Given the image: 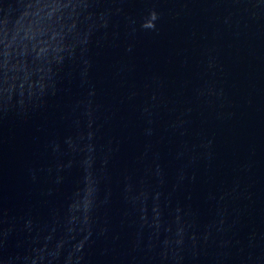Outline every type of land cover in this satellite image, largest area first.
<instances>
[{"label": "water", "instance_id": "obj_1", "mask_svg": "<svg viewBox=\"0 0 264 264\" xmlns=\"http://www.w3.org/2000/svg\"><path fill=\"white\" fill-rule=\"evenodd\" d=\"M0 264H264V0H0Z\"/></svg>", "mask_w": 264, "mask_h": 264}]
</instances>
